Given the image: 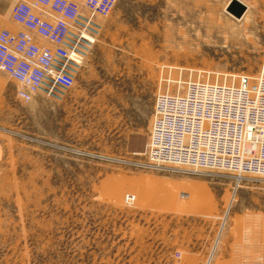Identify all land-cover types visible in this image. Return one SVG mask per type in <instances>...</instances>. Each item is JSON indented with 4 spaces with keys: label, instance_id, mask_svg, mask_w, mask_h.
<instances>
[{
    "label": "rangeland",
    "instance_id": "obj_1",
    "mask_svg": "<svg viewBox=\"0 0 264 264\" xmlns=\"http://www.w3.org/2000/svg\"><path fill=\"white\" fill-rule=\"evenodd\" d=\"M101 22L61 99L25 102L0 70V264H264L263 176L122 162L158 94L264 69V0H117Z\"/></svg>",
    "mask_w": 264,
    "mask_h": 264
},
{
    "label": "built area",
    "instance_id": "obj_2",
    "mask_svg": "<svg viewBox=\"0 0 264 264\" xmlns=\"http://www.w3.org/2000/svg\"><path fill=\"white\" fill-rule=\"evenodd\" d=\"M116 4L117 0H16L11 17L21 27L0 30V70L20 84L17 97L25 102L41 94L61 99L75 85L100 40L102 19ZM181 81L185 93L176 92L166 99L191 103L184 114L195 128H179V137L171 140L199 157L182 160L156 150L155 119L174 112L156 104L153 136L139 153L142 159L122 162L173 172H226L237 184L246 176L264 177V69L256 76L238 74L226 83L206 84L194 78ZM162 97L159 94L157 100ZM209 143L215 144L213 148ZM134 199V195L125 196L127 204Z\"/></svg>",
    "mask_w": 264,
    "mask_h": 264
},
{
    "label": "bare ground",
    "instance_id": "obj_3",
    "mask_svg": "<svg viewBox=\"0 0 264 264\" xmlns=\"http://www.w3.org/2000/svg\"><path fill=\"white\" fill-rule=\"evenodd\" d=\"M195 80H198L199 78H194ZM234 77L231 79L233 81ZM206 84H209V82H205ZM212 83H226V81H217ZM176 92H163L160 94H163V97L158 99V95L155 102L157 106L160 105L161 109L165 108H172L173 113L171 114H165L161 118L155 119V131H154V137L155 142H158V146L156 147L157 151H162L163 154L167 155V157L175 156L178 159L182 160H188V159H197L199 156L195 153H191L188 151H183L180 148V145H174L177 144V141L172 142L174 140H171V138H174L175 136L179 135L177 134V129L183 128V127H189L191 130L195 128V125H190L185 118L184 112L190 108L192 105L191 103H183V102H171L169 99H166L169 95H174ZM184 94L185 92H178ZM155 107H154V114H155ZM153 114L152 123L154 120L155 115ZM156 118V117H155ZM153 132L151 129V135H150V141L152 139ZM172 142V143H170ZM181 140H178V143L180 144ZM198 142V141H196ZM170 143L168 146H165V144ZM159 144H162L164 146H160ZM215 144L209 143V147L213 148ZM173 146V147H172ZM183 146V145H181Z\"/></svg>",
    "mask_w": 264,
    "mask_h": 264
},
{
    "label": "crops",
    "instance_id": "obj_4",
    "mask_svg": "<svg viewBox=\"0 0 264 264\" xmlns=\"http://www.w3.org/2000/svg\"><path fill=\"white\" fill-rule=\"evenodd\" d=\"M16 2V0H8V6L10 8V14H11V8H12V5ZM8 25L9 27H14V28H20L21 26L19 24H17L16 22H14L12 20V18L10 17V20L8 22Z\"/></svg>",
    "mask_w": 264,
    "mask_h": 264
}]
</instances>
